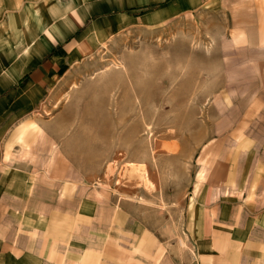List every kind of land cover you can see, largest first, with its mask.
<instances>
[{"label":"rangeland","instance_id":"rangeland-1","mask_svg":"<svg viewBox=\"0 0 264 264\" xmlns=\"http://www.w3.org/2000/svg\"><path fill=\"white\" fill-rule=\"evenodd\" d=\"M43 115L32 153L54 184L76 181L86 207L128 204L186 247L191 194L244 193L264 155V10L217 0L135 22L71 68ZM91 228L76 225V244Z\"/></svg>","mask_w":264,"mask_h":264},{"label":"crops","instance_id":"crops-1","mask_svg":"<svg viewBox=\"0 0 264 264\" xmlns=\"http://www.w3.org/2000/svg\"><path fill=\"white\" fill-rule=\"evenodd\" d=\"M216 1L0 0V264H264V155L244 193L191 194L183 247L128 204L82 205L76 181L54 184L32 153L71 68L135 22L160 25ZM81 220L92 228L76 244Z\"/></svg>","mask_w":264,"mask_h":264},{"label":"built area","instance_id":"built-area-1","mask_svg":"<svg viewBox=\"0 0 264 264\" xmlns=\"http://www.w3.org/2000/svg\"><path fill=\"white\" fill-rule=\"evenodd\" d=\"M193 264H197V263L195 262V263H193Z\"/></svg>","mask_w":264,"mask_h":264}]
</instances>
